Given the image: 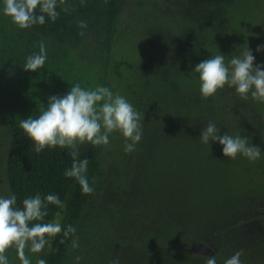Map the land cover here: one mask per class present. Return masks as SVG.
I'll list each match as a JSON object with an SVG mask.
<instances>
[{
  "label": "trees",
  "instance_id": "1",
  "mask_svg": "<svg viewBox=\"0 0 264 264\" xmlns=\"http://www.w3.org/2000/svg\"><path fill=\"white\" fill-rule=\"evenodd\" d=\"M132 3L135 7L144 1ZM3 6L0 0V196L14 194L17 206L22 207L25 198L56 194L65 206L47 205L48 216L43 222H56L61 216L58 223L63 228L71 225L76 229L68 238L63 232L57 235L51 249L46 247L35 254L36 260L39 257L47 264H74L78 252L72 240L79 238L85 217L95 216L99 208L117 206L119 215L124 210V237H112L102 249L100 260L85 264H206L209 256H214L217 264H224L241 249L242 264H264V188L238 204L231 202L222 221L212 222L199 212L190 225L187 218L166 213V205L155 195L159 183L182 189L181 173L203 188L204 176H211L212 165L217 166L225 157L218 142L200 141L209 121L216 124L221 135L248 133L264 154V103L243 101L234 88L227 86L215 98L206 100L194 71L212 55L221 53L227 62L247 48L256 65L264 64V51L256 50L264 45L262 30L261 38L253 43L251 37L248 42L243 39L245 31L237 30L252 13L250 0L154 2L151 11L141 17L135 14L137 25L141 22L146 29L139 64L117 54L121 44L125 47L128 43L127 28L131 27H127V21L123 23L127 0H84V6L81 0H65L57 7L59 17L55 22L46 16L45 24L31 29L16 26L3 14ZM80 21L87 23L86 29L79 27ZM41 43L47 54L44 68L25 71L27 57L38 54ZM93 67L97 82L92 83L82 73L89 69L91 76ZM126 80L137 96L134 108L144 115L140 160L136 165L130 162L121 189L113 175L101 178L105 172L99 157L104 147L82 145L79 159L89 161L87 178L95 189L86 195L75 178L64 175L72 165L71 150L57 147L37 154L34 143L20 128V120L38 117L50 96H64L76 84L86 90L104 86L115 94L120 93V84ZM259 159L264 161V155ZM237 161L242 159L237 157ZM260 172L264 178V167ZM114 186L120 191L106 200ZM142 204L151 205L145 208ZM171 206L176 207L174 199ZM7 256L9 264L20 262L15 249Z\"/></svg>",
  "mask_w": 264,
  "mask_h": 264
},
{
  "label": "clouds",
  "instance_id": "2",
  "mask_svg": "<svg viewBox=\"0 0 264 264\" xmlns=\"http://www.w3.org/2000/svg\"><path fill=\"white\" fill-rule=\"evenodd\" d=\"M64 4L65 0H3V14L20 29H31L34 25L45 24L46 16L55 22L59 17L57 7ZM81 4L84 6V0ZM79 27L86 29L87 23L80 21ZM80 35L83 36L84 32ZM256 50L264 51V45ZM225 57L221 53L212 55L195 66L202 96L206 100L215 98L227 86L234 88L243 101L251 99L264 103V64L254 63L255 57L249 48L241 55H232L227 62ZM46 59L45 45L41 43L39 53L29 55L23 68L37 72L44 68ZM142 120L144 115L119 93L114 94L104 86L86 90L76 84L64 96H50L47 107L39 110L38 117L21 119L19 126L34 143L33 150L37 154L57 147L70 149L72 165L64 175L75 178L82 192L90 195L95 189L87 178L89 161L79 159L80 147L91 144L106 148L110 136L119 132L125 138L124 151L131 153L142 140ZM200 141L204 144L218 142L223 146V155L232 161L243 155L254 162L261 156V148L249 144L248 137L221 135V130L211 121L202 129ZM49 204L59 208L65 206L56 194L25 198L22 207L17 206L14 194L0 196V264H9L7 253L11 249L16 250L21 264H32L26 249L39 254L46 247L51 249L52 242L62 232L64 238L75 234L76 229L71 225L63 228L58 222H43L48 216ZM63 242L62 239L60 243ZM72 247H79L78 237L72 240ZM242 255V249L236 251L224 264H242ZM80 260L81 257L77 256V264ZM36 264H47V261L38 257ZM110 264H118V261H110ZM206 264H217V261L214 256H209Z\"/></svg>",
  "mask_w": 264,
  "mask_h": 264
},
{
  "label": "rangeland",
  "instance_id": "3",
  "mask_svg": "<svg viewBox=\"0 0 264 264\" xmlns=\"http://www.w3.org/2000/svg\"><path fill=\"white\" fill-rule=\"evenodd\" d=\"M132 1L134 0H127V9L123 19V23H125V21L129 23L127 27L131 26L127 28L129 32L127 38L128 43L125 44V47L124 43H122L119 47V50L121 51H117V54L121 58L125 57L126 59L139 64L143 58V34L146 29L143 28L141 22L137 25L135 14H137L138 17L143 16L145 13L153 9L154 2H157L158 0H142L144 1L143 5L138 6L139 4H136L134 5L135 7H133ZM250 1L253 8L252 13H250L249 19L246 20V24L242 25L241 22L239 23L240 26L237 30L245 31L243 33V39L248 42L251 37L253 43V40L256 41L261 38V30L264 39V0ZM135 2L137 3L139 0H135ZM257 30L259 31L258 33ZM95 68L93 69L91 76L88 74L92 70L85 69L82 73L83 77L88 81L90 79V82L92 83L97 80ZM128 80L132 83L131 79L128 78ZM128 80L120 84L121 90L119 94L124 96L137 108V104L134 101V98L137 97L134 96V86L129 87ZM139 86L140 84L138 83L136 89H138ZM96 87L97 86H94L92 89H95ZM230 121L231 125H234L232 120ZM239 135L248 137L249 144L254 145L253 139L248 133H239ZM141 143L142 142L140 141L135 146L133 152L126 153L124 151L125 138L119 132L113 133L110 136L109 145L106 148L104 147L103 153H101L99 157L103 171L105 172V175L101 178L103 179L107 175H113L115 184L119 185L121 189H124V178L125 174L129 172L130 162L132 161L134 162V165H136L138 160H140L139 154L141 153ZM263 155L264 154L261 152L260 157H263ZM238 157L242 159L241 162H238L237 159L232 161L227 157H224L217 166L212 165V175L204 176L203 188L198 187L197 184L195 185L189 182L183 173L179 174L181 176L179 181L182 182V189L175 188L174 185H172V187H162L159 183L155 192L156 199H158L157 201L166 205L164 207L166 213L171 214L175 212L180 217H183L184 220L187 218V225H190L195 221L194 218L197 217L199 212H203L212 222L222 221V214L227 210L231 202L238 204L239 201L250 198L257 190L264 188V178L260 172L261 167H264V161L262 159H257L253 162L243 155ZM119 191L118 186H114L112 195H110L109 198L106 197V200L112 199L111 197H114L113 195H116ZM173 199L176 207L171 206ZM154 202L156 203V201ZM148 205L150 206L151 204ZM148 205L142 204V207L147 208ZM118 206L124 208V205ZM99 210L100 212L95 216L85 217V223L80 225L81 234L79 236V247L76 249L78 256L81 257L79 264H85L87 262L93 263L94 261L98 262L100 260L99 258L102 249H104L112 237H124V210L120 211V215L117 206H109L102 209L99 208ZM60 219L61 216L57 218L56 222ZM122 252L124 254V247ZM134 252H137V249H135ZM88 253H92V257H87ZM139 253L141 252L139 251ZM26 254L31 256L30 259L32 264H35L36 255L30 252H26ZM88 258L90 259L89 261ZM85 259L86 261L83 262ZM11 264H21V262L18 261L16 263L14 261L11 262ZM74 264H77L76 260L74 261Z\"/></svg>",
  "mask_w": 264,
  "mask_h": 264
}]
</instances>
